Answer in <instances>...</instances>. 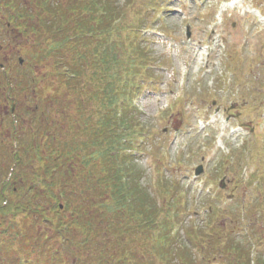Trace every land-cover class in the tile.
<instances>
[{
  "label": "trees",
  "instance_id": "trees-1",
  "mask_svg": "<svg viewBox=\"0 0 264 264\" xmlns=\"http://www.w3.org/2000/svg\"><path fill=\"white\" fill-rule=\"evenodd\" d=\"M0 6L28 58L0 60V264H190L183 245L169 250L178 199L165 202L168 217L152 214L133 163L145 138L134 103L151 61L140 26H128L117 0ZM229 236L218 226L187 236L198 251L191 264H261L256 239Z\"/></svg>",
  "mask_w": 264,
  "mask_h": 264
},
{
  "label": "rangeland",
  "instance_id": "rangeland-1",
  "mask_svg": "<svg viewBox=\"0 0 264 264\" xmlns=\"http://www.w3.org/2000/svg\"><path fill=\"white\" fill-rule=\"evenodd\" d=\"M117 3L128 26H140L135 38L149 52L154 71L135 101L134 123L145 138L133 163L152 214L168 217L165 202L174 195L178 199L179 233L170 241L171 254L181 244L183 257L190 264L197 261L196 243L188 237L218 226L233 240L256 239L255 253L263 264L264 0ZM2 16L0 11V60L9 53L28 59L26 39L7 28ZM144 16L148 21L141 25ZM121 36H129L126 44L134 41L128 30ZM35 69L37 75L43 72ZM198 166L202 173L195 176ZM36 233L28 232L29 237ZM139 250L145 251L143 244Z\"/></svg>",
  "mask_w": 264,
  "mask_h": 264
},
{
  "label": "flooded vegetation",
  "instance_id": "flooded-vegetation-1",
  "mask_svg": "<svg viewBox=\"0 0 264 264\" xmlns=\"http://www.w3.org/2000/svg\"><path fill=\"white\" fill-rule=\"evenodd\" d=\"M0 11L3 13V11H4V8H0ZM6 17L5 16H2V20H4ZM6 27L7 28H10L11 27V24L10 23H6ZM17 28H16V25L14 24L13 26H12V30L15 32V31H17L16 30ZM19 37H22L21 35H18ZM9 56H10V53L9 54H7L6 56H5V60H9L8 58H9Z\"/></svg>",
  "mask_w": 264,
  "mask_h": 264
},
{
  "label": "water",
  "instance_id": "water-1",
  "mask_svg": "<svg viewBox=\"0 0 264 264\" xmlns=\"http://www.w3.org/2000/svg\"><path fill=\"white\" fill-rule=\"evenodd\" d=\"M20 63H21V61H20ZM12 112H13V109H12ZM201 172H202V168H201V167H198V168L195 170V175H199Z\"/></svg>",
  "mask_w": 264,
  "mask_h": 264
}]
</instances>
